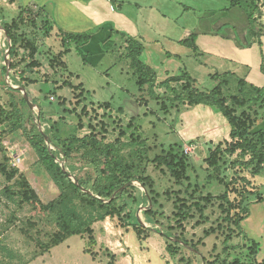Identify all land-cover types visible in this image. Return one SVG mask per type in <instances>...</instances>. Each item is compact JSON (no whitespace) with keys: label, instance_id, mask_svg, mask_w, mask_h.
I'll return each instance as SVG.
<instances>
[{"label":"rangeland","instance_id":"1","mask_svg":"<svg viewBox=\"0 0 264 264\" xmlns=\"http://www.w3.org/2000/svg\"><path fill=\"white\" fill-rule=\"evenodd\" d=\"M110 5L113 10H119L124 14L128 21L137 24L140 37L136 39L144 44L145 56L146 54L152 56L149 64L157 72L159 83L165 77L188 72L197 81V87L201 91H209L216 86L211 79L214 74L235 72L239 78L245 76V68L234 71V64L200 51L195 55L188 46L180 42L188 38L199 25L201 28H207L209 24L207 26L205 24L210 21L209 13L219 15L225 11L229 7L227 0H113ZM20 6L23 7L24 4L21 2ZM97 6L93 5L88 9H93L98 17L96 20L99 21L103 9ZM2 23L0 21V25ZM260 23L264 26L263 15ZM110 24L116 30L114 21L108 23ZM99 27L91 28L86 33L98 32L100 37L95 36L89 43L70 47V51L63 56L62 61L67 65L66 72L62 70L54 72L48 64V57L61 50L56 36L52 34L49 38H43L42 32L37 30L32 34L39 47L36 59L41 70L36 72L25 69L23 73L27 81L38 79L36 83L32 81L34 84H27L25 88L29 100L36 106L30 111L32 118L25 122V128L30 129L33 122L38 129V124H41L40 120L38 121L39 108L46 121V124H41L42 130L44 127L52 126L53 138L67 137L75 131L79 137H83L91 128H95L99 137L103 136L107 142H112L119 130L125 128L133 119L134 128L150 148V158L159 155L170 146L181 147L183 151L186 147H193V151L188 154L191 166L187 173L189 181L183 182L179 189L184 191L190 184V192L198 188L203 195H212V203L207 205L203 218L195 212L193 218L177 222L173 214L175 198L172 196L171 200H168L164 192L169 189L177 190L178 187L174 186L169 175H164L153 166H149L147 174L154 180L155 191L159 194L156 204L152 205L150 201L144 200V189L139 183H133L135 190L131 192V196L120 201V205H125L121 219L106 218L92 225L94 245L88 243L87 236L83 238L74 236L49 252L39 255L42 247L56 232V228L37 210L26 204L21 206L15 204L10 193L18 190L15 185L17 178L9 182L0 171V264H206V259L210 261L215 257L220 261L226 260V263L237 258L241 264H250L253 260L248 250L254 239L250 238L249 234L252 232L248 233L246 222L242 229L249 239H234L227 245L237 246L236 250L223 252L226 244L216 229L225 223L223 220L226 214L219 207L220 202L215 199L222 194L223 187L217 181L208 182L207 176L212 174V171L207 170L204 162L208 150L216 146L211 147L205 142L213 136L215 129L221 133L229 130L226 119L214 108L184 107L179 104L178 107L174 106L171 102L173 93L160 85L154 90L155 95L160 96V100H155L147 87L140 90L136 85L137 76L126 58L120 35L113 34L110 38L104 36L101 38L104 28L97 30ZM225 29L222 28L221 31ZM21 30L29 35L28 28L23 27ZM123 32L128 34L126 30H122ZM3 44L6 47L9 45L0 32V104L9 108L11 97L19 103L23 96L18 89L10 87V85L17 87V84L6 80V72L2 71V67H6L2 64ZM21 53L19 50L18 57L14 59L15 63L20 61L23 56ZM24 55L27 56L26 53ZM145 56L143 55L144 60ZM27 62L28 59L25 60V64ZM25 64L21 63L18 71H22ZM68 72L73 74L70 78L72 85L77 87L81 85L80 88L75 90L69 86L60 87L49 82L57 80L58 84L62 83ZM9 76L13 78L17 76L19 79V74L12 71H9ZM42 79H45V82ZM171 87L179 89L175 84ZM234 87L232 81L230 91H225V96ZM30 89L35 90L36 97L30 93ZM163 102L166 104L165 110L162 109ZM78 123H81L82 129H78ZM0 143V165H4L7 172L16 169L25 175L43 203L58 197L59 189L38 166V159L21 130L5 129L1 132L0 129ZM16 158H20L21 161L15 162ZM226 159L236 161V155ZM74 163L77 168H81L74 175L84 177L89 173L86 168H82V162L76 160ZM245 172L240 175H245L250 180L248 189L261 191L264 196V177L256 175L251 178ZM223 173L226 182L237 181L231 184L228 194L231 200L235 199L237 191H242L247 186L235 178L230 164L225 167ZM148 209H153L164 216L145 215ZM79 211L85 215L89 213V210L82 208H79ZM252 211L250 221L258 222L263 229L260 235H263L264 220L261 219L264 204L257 203ZM137 218L143 222L141 228L135 226ZM212 229L215 231L212 232ZM166 234L170 242L178 244L175 255L167 251ZM179 239L187 244H180L182 241ZM86 249L89 250L88 254L84 253Z\"/></svg>","mask_w":264,"mask_h":264},{"label":"trees","instance_id":"2","mask_svg":"<svg viewBox=\"0 0 264 264\" xmlns=\"http://www.w3.org/2000/svg\"><path fill=\"white\" fill-rule=\"evenodd\" d=\"M227 1L229 7L225 9L226 11L238 7L246 15L249 23V37L259 39L264 35V26L260 23L262 12L259 8V0ZM1 27L10 40L9 70L19 74V79L17 76H14L15 79L9 76V79L17 86H22L25 89L27 84L34 83L23 77L24 70L40 67L36 60L39 47L32 34L37 30L42 32L43 38H49L54 33L55 25L43 7L30 3L20 9L15 19L9 23L3 22ZM23 27L30 30L29 35L22 32ZM56 28L57 34L54 35L59 41L61 50L48 57V64L54 69V72L58 70L66 72L67 65L62 61L63 56L70 51V47L89 42L95 33H70L59 27ZM99 29L101 28L99 27L97 30ZM113 34H118L121 37L126 58L130 68L137 76L136 85L140 90L147 87L153 98L160 100V96L154 93L155 88L160 85L173 93L174 97L171 102L174 106L179 104L184 107L205 106L214 108L226 119L229 125V141L222 140L214 148L208 150L204 162L207 170L212 171V174L207 176L208 182L217 181L223 187L222 194L215 198L220 202L219 207L226 214L223 220L225 223L216 229L223 236V242L226 244L223 247V252L236 250L237 246H228L227 244L238 238L247 240L241 228V222L249 214V205L264 202L263 193L257 190H249L250 180L245 175H240L246 171L251 178L256 175L264 177V86L256 87L249 84L232 72L212 75L211 79L216 83V86L209 91H201L197 87V81L188 72H183L178 76H168L159 83L156 71L141 60L142 44L137 39L115 29L111 30V35ZM195 41L196 35L191 33L181 43L188 46L195 55H198L199 50ZM258 45H260L259 41ZM19 50L22 51L23 56L20 61L15 63L14 59L18 57ZM25 53L27 54L26 57ZM26 59L28 62L25 64ZM21 63L25 65L22 71H18ZM6 70L5 66L2 67L3 73ZM261 72L264 74V64L261 65ZM72 76L73 74L68 72L66 79L61 81L62 83L58 86H69L75 90L80 88L81 85L79 87L72 85L70 82ZM232 81L235 87L225 96V91H230L229 86ZM172 84L179 86V89H173ZM165 98L163 97V99ZM13 99L11 97L9 108L0 104L1 132L5 129L9 131L21 130L38 159V166L48 174L60 191L57 198L48 203H43L25 175L16 169L7 172L6 167L0 165V171L5 174L7 181L10 182L15 177L17 178L15 185L18 190L10 193L15 204L19 206L26 204L37 210L56 228V232L52 234L48 243L44 247L41 246L43 249L39 255L49 252L52 248L63 244L67 239L74 236L82 238L87 236L88 243L94 245L92 225L97 221H104L106 218L117 217L121 219L125 205H120V201L131 196V192L135 190L133 183H139L143 186L146 192L144 200H149L152 205L156 204L159 194L155 191L154 180L147 174L149 166H153L164 175H169L171 182L176 188L178 187L177 190L169 189L164 192L168 200H171L172 196L175 198L173 214L177 222L193 218L195 212L199 214L200 218H203L207 205L212 203V195H203L198 188H194L190 192V184L184 191L179 189L183 182L189 181L187 173L191 168L190 157L184 153L182 148L170 146L169 149L162 150L159 155L150 158V148L147 147L145 141L134 128L133 119L125 128L119 130L116 139L112 142H107L103 136L99 137L95 128H91L90 132L83 137H78L75 131L74 134L67 137L53 138V127H44L43 132L48 136L52 148L49 149L44 135L33 122L30 129L25 128V122L31 120L32 115L24 99L20 98L19 103ZM63 102L64 100L61 101V103ZM108 107L109 105H107ZM165 108L166 104L163 102L162 109L165 110ZM84 110L85 108H83ZM39 120L41 124H46L45 115L41 109H39ZM78 125V129H82L81 123ZM55 131L59 132L57 129ZM233 155H236V161L226 159ZM62 160H66L67 172H64L60 167ZM72 160L82 162V168H86L89 173L84 177L74 175L81 168H77ZM228 164L233 168L235 178L247 186L242 191H237L236 198L232 200L228 197L229 187L237 181L226 182L223 172ZM69 174L74 176L79 186L72 182ZM122 187L124 188L120 190ZM118 190L120 191L113 197ZM79 208L89 210V213L85 215L79 211ZM145 215L164 216L153 209L146 210ZM139 225L136 220L135 226L141 228ZM214 231L215 229H212V232ZM166 239L168 240L167 251L171 255H175L178 244L170 242L167 234ZM179 240L187 244L184 240ZM191 248L196 250L193 246ZM257 248L258 245L252 242L248 250L249 256L253 260L250 264H264V262L258 263L255 260ZM84 253L88 254L89 250L86 249ZM205 263L241 264L237 258L226 263V260L220 261L218 257L212 258L210 261L206 259Z\"/></svg>","mask_w":264,"mask_h":264},{"label":"crops","instance_id":"3","mask_svg":"<svg viewBox=\"0 0 264 264\" xmlns=\"http://www.w3.org/2000/svg\"><path fill=\"white\" fill-rule=\"evenodd\" d=\"M21 2L24 4V6L34 3L39 7H43L45 13L55 25L53 34H57L56 27L58 26L64 31L82 34L86 33V31L91 28H95L96 26L99 27L101 24V29L106 28L105 30L103 29L101 38L103 36L105 38H110L111 30L113 28L112 25H108V23L114 21L115 28L119 32L121 31L122 33V30H126L128 34L124 32L123 33L127 36L135 39L140 37L136 27L137 24L132 21H128L129 19H127L124 14L119 12V10H113L111 8L110 3H112L113 0H22ZM21 2L19 0H0V21L9 23L11 20L15 19L22 8V6H20ZM93 5L94 7H98L97 5H99L100 9H103V15L100 17L99 21L96 20L98 17L97 14L92 11L93 9H88V7ZM223 12L219 13V15H212V13H209L210 21L205 24V26H207V24H209V26H207V28H201V25H199L194 30L193 34L196 35L195 43L198 50L202 53L215 56L224 61H228L231 64H234V71L245 68V76L241 78H243L247 83L256 87L264 86V74L261 73V64L262 60L264 59V38H262V36L259 39L249 37V23L246 15L240 8L235 7ZM5 19L8 20L6 21ZM222 28L226 29L222 32ZM108 31H110V33H107ZM95 36L100 37L97 32L91 37L90 41H92ZM258 41L260 42V45H258ZM145 52L146 49L145 46H143L141 60L144 64L151 67L149 63L151 62L152 56L146 54V58ZM143 55L145 56V60L143 59ZM4 62L2 63L3 65H5ZM34 70L39 72L41 67L33 69L32 71ZM232 73L236 74L235 72ZM39 74L41 76L43 75V73ZM164 79H166V77ZM42 80L45 82V79ZM159 80L160 79L158 77V81ZM32 81L36 83L38 79H32ZM49 82L51 84H56L57 80H49ZM56 85L59 84L57 83ZM30 90V93L36 97L35 90ZM76 134L78 136V132H76ZM228 135L229 130H225L221 133L218 129H215L213 131V136H211L205 143L210 144L211 147H214L222 140L229 141ZM261 204H264V202H261ZM256 205L257 203H252L249 205V214L241 222V228L246 222L247 229L249 231L248 233H250V231L252 232V234H249L250 238L254 239L253 242L258 245L255 260L257 258L256 262L261 263L264 262V234L260 235V232L263 229L261 226H259L258 222L250 221V218L253 214L252 210L254 207H256ZM263 220L264 213L261 221ZM258 221L260 222L259 219Z\"/></svg>","mask_w":264,"mask_h":264},{"label":"water","instance_id":"4","mask_svg":"<svg viewBox=\"0 0 264 264\" xmlns=\"http://www.w3.org/2000/svg\"><path fill=\"white\" fill-rule=\"evenodd\" d=\"M0 32L3 33L5 39H6V40L8 41V43H9L7 49L5 50V65H6V68H7L6 78H7V80H9V71H10V70H9V63H10V59H9L10 40H9L8 36L6 35L4 29L1 27V25H0ZM10 87H11V88L18 89V90L22 93L23 99H24V101L26 102V104H27V106H28V108H29L30 111L33 110V108L36 107V106H35V105L29 100L28 95H27V93H26V90H25L22 86L13 87V85H10ZM38 111H39V108H38ZM36 121H37V120H36ZM38 121H39V119H38ZM38 129H39V131L44 135L45 142H46L47 146L49 147V149H52L51 146H50V143H49L48 136H46V135L44 134V132H43V130H42V126H41V124H38ZM65 164H66V160H63V161L60 163V167H61V169H62L64 172H67V169H66V167H65ZM69 175H70V174H69ZM70 178H71L72 182H73L76 186H79L77 180H76L72 175H70ZM132 185H133V184H132ZM141 187H142V189H144L143 186H141ZM123 188H124V187H122L120 190H122ZM120 190L116 191V192L114 193L113 197H114V196L116 195V193L119 192ZM82 191L85 192V190H82ZM86 192L90 193L89 191H86ZM144 192H145V190H144ZM145 195H146V192H145ZM113 197H112V198H113ZM148 201H149V200H148ZM137 220H138V222H139L140 225H143V222H141L139 218H137ZM175 241H176V240H175ZM179 243L182 244V245H184L183 242H179Z\"/></svg>","mask_w":264,"mask_h":264},{"label":"built area","instance_id":"5","mask_svg":"<svg viewBox=\"0 0 264 264\" xmlns=\"http://www.w3.org/2000/svg\"><path fill=\"white\" fill-rule=\"evenodd\" d=\"M259 8H260V11L262 12V15L264 16V0H260L259 1ZM3 47H4V52H5V50L7 49V47H6L5 44H3ZM4 64H5V62H4ZM192 151H193V147L192 146L191 147H186L184 149V153L187 154V155L190 154ZM16 161L17 162H20L21 160H20V158H16L15 159V162Z\"/></svg>","mask_w":264,"mask_h":264}]
</instances>
